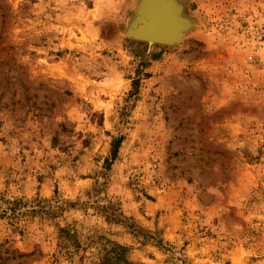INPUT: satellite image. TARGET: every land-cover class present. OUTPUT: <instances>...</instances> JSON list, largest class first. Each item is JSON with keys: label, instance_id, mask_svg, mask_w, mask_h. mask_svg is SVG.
Listing matches in <instances>:
<instances>
[{"label": "rangeland", "instance_id": "1", "mask_svg": "<svg viewBox=\"0 0 264 264\" xmlns=\"http://www.w3.org/2000/svg\"><path fill=\"white\" fill-rule=\"evenodd\" d=\"M140 3L0 0V264H264V0Z\"/></svg>", "mask_w": 264, "mask_h": 264}, {"label": "water", "instance_id": "2", "mask_svg": "<svg viewBox=\"0 0 264 264\" xmlns=\"http://www.w3.org/2000/svg\"><path fill=\"white\" fill-rule=\"evenodd\" d=\"M180 28L170 0H142L129 34L148 44L169 45L176 39Z\"/></svg>", "mask_w": 264, "mask_h": 264}, {"label": "trees", "instance_id": "3", "mask_svg": "<svg viewBox=\"0 0 264 264\" xmlns=\"http://www.w3.org/2000/svg\"><path fill=\"white\" fill-rule=\"evenodd\" d=\"M113 155H114V151H113ZM121 264H126V261L122 260Z\"/></svg>", "mask_w": 264, "mask_h": 264}, {"label": "bare ground", "instance_id": "4", "mask_svg": "<svg viewBox=\"0 0 264 264\" xmlns=\"http://www.w3.org/2000/svg\"><path fill=\"white\" fill-rule=\"evenodd\" d=\"M188 25V24H187ZM131 28V27H130ZM181 37V36H180Z\"/></svg>", "mask_w": 264, "mask_h": 264}]
</instances>
